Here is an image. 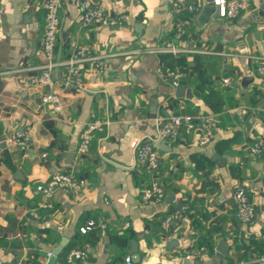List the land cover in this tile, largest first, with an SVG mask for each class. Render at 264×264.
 Listing matches in <instances>:
<instances>
[{
    "label": "crops",
    "instance_id": "0c3cea01",
    "mask_svg": "<svg viewBox=\"0 0 264 264\" xmlns=\"http://www.w3.org/2000/svg\"><path fill=\"white\" fill-rule=\"evenodd\" d=\"M83 1L62 0L60 64L43 85L28 82L45 62L43 0H0V264H47L64 240L63 249L73 241L72 249L85 251L77 264H126L127 256L135 264H264V115L257 109L264 106V0H248L233 18L217 14L210 0H186L200 5L196 12L168 0H90L111 17L128 16L109 25L84 24ZM169 41L180 51H169ZM79 45L104 63H86L82 86L67 84L66 61ZM173 71L183 73L178 86ZM177 87L191 94L178 95ZM50 90L61 95L59 110L43 101ZM170 111L211 115L216 128L203 145L200 129L185 127L176 139L155 140L152 172L137 162L133 143L157 138ZM96 120L104 128L81 151ZM18 130L30 132L27 147L11 140ZM255 140L259 154L250 150ZM55 172H74L81 182L39 191ZM154 180L164 196L146 200ZM240 187L256 210L250 222L235 216ZM90 220L96 225L83 232ZM53 264L68 257L58 254Z\"/></svg>",
    "mask_w": 264,
    "mask_h": 264
},
{
    "label": "built area",
    "instance_id": "2783aa9c",
    "mask_svg": "<svg viewBox=\"0 0 264 264\" xmlns=\"http://www.w3.org/2000/svg\"><path fill=\"white\" fill-rule=\"evenodd\" d=\"M215 4L220 6V16L233 18L238 15L242 10L249 6L248 0H213ZM169 4L176 8L185 7L189 11L196 12L200 10L198 4H187L186 0H168ZM44 6L47 10L46 24L43 35V53L45 56V62L42 66V72L33 76L28 80L30 83H41L43 85H50L52 83V72L60 64L55 57V49L58 41V33L60 29V7L62 0H43ZM80 8L82 11V19L84 24L100 23V24H118L128 19V16L111 17L106 14L101 6L94 5L90 0L81 2ZM185 33V23L180 21L176 26V36L179 38ZM169 51L176 53L180 51V48L175 43L169 41L167 43ZM91 62L103 67L104 63L98 55L90 53L89 47L85 45H79L74 55H72L67 61L69 67L67 84L75 81L78 86L83 85L81 77L82 69L86 63ZM259 73L264 77V55L259 60L258 65ZM172 84L178 86L180 83V77L183 75L180 71H173ZM227 83L228 79H224ZM44 103H50L54 105L56 110L61 107V95L53 90L46 92L43 95ZM264 115V106L257 108ZM181 127H185L187 130L200 129V144H207L212 140L214 130L216 128V121L213 116L206 114L191 115V114H175L169 112L166 121L159 127L157 138H145L134 141L133 145L137 155V162L145 165L152 172H156L159 167V153L155 140H173L176 139ZM104 128V122L96 120L88 124L86 130L83 133V139L80 146L81 151H86L91 143L92 133L96 130H102ZM11 140L20 144L23 147H27L30 144V132L28 130H18L11 135ZM263 144L259 140H255L250 145L251 153L259 154L262 151ZM79 179L74 172H55L48 183H40L37 186L39 191L45 194H51L57 188L68 189L74 187L79 183ZM83 182V181H82ZM146 200H159L164 196V189L157 180H154L150 186L145 189ZM235 216L242 222H250L256 215V210L253 203L249 199V195L244 187H240L236 190L235 194ZM186 209V206H182L170 215H168L163 225L168 226L178 219L182 212ZM31 214L36 215V210H31ZM96 225L94 220H90L85 226L82 227V231L86 232ZM85 251L82 249H72L68 254V264H77V260L82 258ZM126 264H135L131 256L126 257ZM264 260V257L262 258Z\"/></svg>",
    "mask_w": 264,
    "mask_h": 264
},
{
    "label": "water",
    "instance_id": "95a60500",
    "mask_svg": "<svg viewBox=\"0 0 264 264\" xmlns=\"http://www.w3.org/2000/svg\"><path fill=\"white\" fill-rule=\"evenodd\" d=\"M213 2V0H210ZM215 9L217 11V14L220 13V6L219 5H216L215 6ZM177 94L178 95H190L191 94V89L190 88H183V87H177ZM157 101H155L156 103ZM162 144V140H160L158 142V145H161ZM251 201V200H250ZM68 241L67 240H64L62 242L61 245H59L58 247H56L53 251V254L51 255L50 257V260L48 261L47 264H53L55 259H56V256L61 252V250L63 249V247L66 245ZM227 247H225V249H220V251L223 253V254H226L227 253ZM131 253L134 254L135 256H138L140 255V252L138 250V244L136 243L135 240L132 241V248H131ZM185 264H197V263H194L192 260H190L189 258H186L185 259Z\"/></svg>",
    "mask_w": 264,
    "mask_h": 264
},
{
    "label": "trees",
    "instance_id": "16d2710c",
    "mask_svg": "<svg viewBox=\"0 0 264 264\" xmlns=\"http://www.w3.org/2000/svg\"><path fill=\"white\" fill-rule=\"evenodd\" d=\"M75 242H70L60 253H59V259L60 260H67L68 254L72 250V248L75 246Z\"/></svg>",
    "mask_w": 264,
    "mask_h": 264
}]
</instances>
